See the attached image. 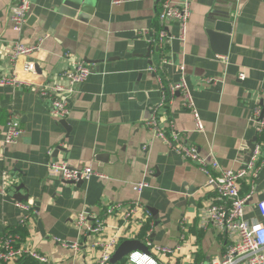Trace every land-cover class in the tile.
Returning a JSON list of instances; mask_svg holds the SVG:
<instances>
[{"label": "crops", "instance_id": "crops-1", "mask_svg": "<svg viewBox=\"0 0 264 264\" xmlns=\"http://www.w3.org/2000/svg\"><path fill=\"white\" fill-rule=\"evenodd\" d=\"M230 1L190 0L186 42L172 39L164 53L167 62L157 70L177 81L179 64L184 66L204 124V131L196 132L179 93L163 96L157 73L149 70L161 58L149 42L160 28L157 0H88L76 14L63 0H30L19 31L10 20L13 1L0 0V77L15 72L25 82L0 86V180L4 174L11 181L8 193L0 195L3 232L18 234L19 243L47 256L51 264H85L90 253L84 246L74 251L53 237L78 239L72 220L81 210L113 223V217L105 216L108 205L139 200L142 208L135 224L121 239H138L148 247V252H134L153 255L150 241L181 247L174 256L161 257L159 264H209L221 257L225 235L199 226V208L212 195L205 188L206 176L153 136L146 121L155 115L167 135L197 146L202 154L212 149L224 167L241 166L254 143L262 144L264 151V131L257 133L250 121L252 108L264 105V0H235L229 45L222 55L213 49L205 22L213 8L220 13ZM166 25L173 36L178 34L176 22ZM40 39L38 51L11 59L14 42ZM70 60L87 64L91 73L68 99L63 124L51 117L40 89L59 81ZM28 63L33 65L30 71L25 69ZM240 73L244 77L239 78ZM13 115L22 135L5 145V125ZM49 161L90 165L105 178L65 182L47 169ZM141 181L148 186L137 194L133 185ZM251 187L246 218L261 221L254 204L264 198V167L251 184L243 180L241 192ZM16 192L21 200L14 199ZM17 202L36 211L27 222H21L25 212ZM12 264L39 263L22 258ZM114 264L135 263L127 255Z\"/></svg>", "mask_w": 264, "mask_h": 264}, {"label": "built area", "instance_id": "built-area-1", "mask_svg": "<svg viewBox=\"0 0 264 264\" xmlns=\"http://www.w3.org/2000/svg\"><path fill=\"white\" fill-rule=\"evenodd\" d=\"M10 6V20L13 29L19 31L25 23L30 8V0H12ZM157 17L160 28L149 39L161 53L160 63L149 66V70L157 73V80L163 96H172L179 93L183 107L190 112L193 118L195 131L203 132L204 124L196 107L193 95L184 75V66L179 64L181 75L177 81H171L162 73L157 72L167 59L164 56L165 49L172 39H177L182 45L186 42L188 23L191 17L190 0H157ZM178 24V34L173 36L167 28V23ZM41 39L37 43L23 44L14 42L9 51L11 59L21 55H31L40 49ZM67 54H65L66 56ZM218 60H223L216 56ZM70 65L59 74V81L51 86H43L40 94L47 99L50 106V115L54 120H64L69 115L68 99L76 87L84 82L91 73V68L83 63L70 60ZM25 69H33L32 64H26ZM244 77L242 73L239 78ZM210 82L211 79H208ZM15 72L0 77V86L18 87L23 84ZM250 121L254 124L257 133L264 131V105H256L251 110ZM147 127L153 136L163 142L184 160L192 162L206 176L205 188L212 195L199 208V226L206 229L213 227L226 237V247L221 257L213 258L209 264H264V198L255 201V208L262 220L247 219V204L252 198L253 189L243 194L241 184L248 180L250 184L258 176V172L264 167V151L262 144L254 143L250 158L238 168L224 167L218 161L212 149L202 154L197 146L187 144L176 135H167L160 129L155 115L146 121ZM22 135V129L17 116H10L6 122L3 134L5 145L16 143ZM50 153V150L47 151ZM47 169L57 174L65 182H87L92 177L100 179L105 175L93 169L90 165L71 167L62 161H49ZM148 186L145 181L133 185L137 194ZM11 187L8 176L2 175L0 180V195H6ZM25 215L21 222H27L28 217L36 211L22 202L16 203ZM142 205L139 200L127 203L115 202L105 209L106 217H113L110 223L107 218L81 210L72 220L73 226L78 232V239L73 242L53 237V240L62 247L71 248L74 251L84 246L89 251L85 264H108L111 255L124 237L125 229L135 224L136 212ZM20 237L14 232H3L0 235V262L12 264L18 259L30 258L39 264H51L47 256L40 254L35 249L19 243ZM153 255L132 252L129 260L135 264H159L161 257H171L180 251L181 247L170 248L168 246H154L147 241ZM166 264H171L169 261Z\"/></svg>", "mask_w": 264, "mask_h": 264}, {"label": "water", "instance_id": "water-1", "mask_svg": "<svg viewBox=\"0 0 264 264\" xmlns=\"http://www.w3.org/2000/svg\"><path fill=\"white\" fill-rule=\"evenodd\" d=\"M88 0H63V4L71 7L73 14L78 13L82 9L83 5L87 4ZM233 2V5H230ZM235 0H231L227 9L224 11H218V8H213L207 16L205 22L206 33L209 37L211 45L214 50L218 51L222 55L226 54L227 47L229 45L230 34L232 32V19L230 16L231 11L235 9L234 6ZM220 14V15H219ZM61 123H65L64 120H61ZM253 146L251 147L252 150ZM250 150V153H251ZM250 153L247 154L245 162L250 158ZM82 183L78 181L77 184ZM16 190L19 189L16 187ZM14 199L21 200V194L16 192ZM3 232L2 225L0 223V234ZM134 251L148 252V247L138 239H125L122 240L114 250L113 254L110 257L109 262L111 264L117 263L124 259L127 255Z\"/></svg>", "mask_w": 264, "mask_h": 264}]
</instances>
